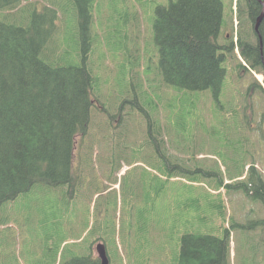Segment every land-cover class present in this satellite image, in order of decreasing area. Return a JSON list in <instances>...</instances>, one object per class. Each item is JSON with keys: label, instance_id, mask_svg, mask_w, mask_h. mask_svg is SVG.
Returning <instances> with one entry per match:
<instances>
[{"label": "trees", "instance_id": "1", "mask_svg": "<svg viewBox=\"0 0 264 264\" xmlns=\"http://www.w3.org/2000/svg\"><path fill=\"white\" fill-rule=\"evenodd\" d=\"M108 2L0 0V210L35 186L67 193L81 188L80 184L87 182L82 168L87 167L85 143L88 136L91 135L90 140L94 142H107L123 121L119 114H111L100 98L98 76L92 68V58L98 52L106 54L108 61L121 65L130 59L125 56L130 51L125 42L114 47L120 33L115 24L116 12H111L110 8L97 10V15L94 12L96 5ZM263 7L264 0H235L233 12L237 23L231 20L226 26H222V0H169L166 6L155 7L153 41L158 52L156 69L163 82L178 90H209L215 105L218 97H223L222 102L219 101L220 109L209 111L213 122L220 113L222 119L230 116L227 100L233 95L231 119L236 120L234 128L239 134L238 139H233L229 130H224L222 144L233 147L236 143L238 151L237 159L230 158L227 166L222 164L224 174L220 169L208 170L198 158L185 159L174 126L172 132L159 134L158 142L168 153L166 157L159 158L158 144L152 140L147 143L145 139L146 152L156 167V171L152 169L154 172L149 171V174H165L162 178L167 181L175 178L173 182L179 181L178 176L186 177L187 183L182 185L191 193V209L187 197L184 202H178L182 210L190 211L187 221L190 231L179 237L177 255L173 252L174 264H230L231 229L220 225L217 234L204 231L214 218L227 220L220 189L226 194L239 192L264 205V14L254 30ZM21 11L24 15L18 17ZM10 15L16 17L7 21L5 18ZM244 22L250 24L249 29L243 27ZM232 60L236 91L228 94L227 63ZM244 71L250 77L243 76ZM253 71L263 74V82L257 80ZM244 81H248L246 92L240 88ZM252 89L254 92H250ZM129 93L122 92L119 107L114 109L122 111L123 99ZM166 108L168 114L159 117L163 123L169 122V117L171 122L175 113L183 111L179 103L174 105L173 111ZM94 109L116 118L119 125L104 126L102 136L91 131ZM138 113L144 115L140 109ZM190 113L195 144L204 138L201 135L206 132L208 122L197 111L190 110ZM151 115L154 119V112ZM256 120L259 124L252 139L249 130ZM148 128L150 131V124ZM249 139L252 147L247 144ZM165 200L174 202L168 192ZM141 212L143 208H138L139 217L143 216ZM229 217V221H233V217ZM174 218H179L178 213ZM253 223L264 229V219ZM234 225L232 222L231 226ZM254 225H250L252 231L256 228ZM259 239L263 242L264 235L252 242V248H262ZM98 242L105 244L101 234L95 232L86 254L72 256L62 264H100L95 253Z\"/></svg>", "mask_w": 264, "mask_h": 264}, {"label": "rangeland", "instance_id": "2", "mask_svg": "<svg viewBox=\"0 0 264 264\" xmlns=\"http://www.w3.org/2000/svg\"><path fill=\"white\" fill-rule=\"evenodd\" d=\"M168 3L169 0H126V3L124 0H109L105 5H96V15L97 10L103 8L116 12L118 19L115 24L120 33L116 34L114 47L120 45L119 42H125L130 49L127 55L125 53L130 59L122 65L108 61L107 55L102 52L92 58V68L98 76L97 92L110 113L119 114L123 121L119 125L116 118L96 109L92 111L90 130L98 135H103L104 126H119L107 142H94L90 140L91 135L88 136L89 140L85 143L87 167L82 168L87 182L80 184L81 188L67 193L35 186L3 206L0 213V264H62L72 256L86 254L95 232L100 233L105 241L109 264H174L179 237L190 231L187 227L190 211L182 210L178 202H184L187 197L191 209V193L182 185L187 183L186 177L178 176L176 179L179 181L173 182L175 178H170L171 181L162 178L165 174H149L156 167L146 152L145 139L147 143L152 140L158 144L156 152L159 158L166 157L168 153L158 142L159 134L172 132L171 127L174 126L185 159L198 158L208 166V170L220 169L224 174L222 164L227 166L229 163L226 161L230 158H238L236 143L233 147L222 144L224 130H229L233 139H238L239 134L234 128L236 120L231 119L234 116L233 95L227 100L230 102V116L222 119L220 113L218 120L213 122L209 111L215 108L218 111L223 97H218L215 105L209 90H178L165 84L158 74V52L153 41L152 23L155 7ZM222 6V26L228 25L231 20L236 25L233 12L235 0H222ZM17 15L22 17L24 11ZM14 17L16 15L5 19L12 21ZM243 27L249 29L250 24L244 22ZM234 65L233 60L227 63L228 94L236 91ZM246 73L244 71L242 75L250 77ZM253 75L263 82L262 73L253 71ZM247 84L248 81L242 83V92H246ZM122 92L130 93L123 99L122 111H118ZM179 92L183 93L179 95ZM249 99H252L251 94ZM176 103L182 105L183 111L175 113L171 122L169 117V122L163 123L159 117L164 118L168 114L169 110L165 107L173 111ZM139 109L146 117L138 113ZM190 110L197 111L208 122L206 132L203 128L205 133L201 135L204 138L195 144L192 141ZM151 112H154V119ZM258 120L250 126L253 129L249 130V138L254 139ZM162 138L165 139V136ZM247 144H252V141L249 139ZM166 192L169 198L172 195L174 202L165 200ZM220 192L227 220L222 222L220 218H214L204 231L216 233L220 225L231 229L230 264H264V239L263 242L259 239L261 249L252 248V242L264 235V229L253 223L256 219H264V205L239 192L226 194L223 189ZM138 208H143L141 217ZM177 213L179 218L175 219ZM229 216L233 217V221H229ZM232 222L236 225L231 226ZM252 224L256 227L253 231L250 228Z\"/></svg>", "mask_w": 264, "mask_h": 264}, {"label": "water", "instance_id": "3", "mask_svg": "<svg viewBox=\"0 0 264 264\" xmlns=\"http://www.w3.org/2000/svg\"><path fill=\"white\" fill-rule=\"evenodd\" d=\"M263 14H264V7L262 8L261 13L256 18V22H255V25H254V30L257 29V27L259 25V22H260L261 18L263 17ZM96 252H97V256H98V258L100 260V264H109V260H108V257L106 255L105 247H104V245L102 243H98L96 245Z\"/></svg>", "mask_w": 264, "mask_h": 264}]
</instances>
